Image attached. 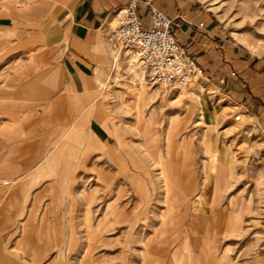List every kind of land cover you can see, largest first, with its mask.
I'll return each mask as SVG.
<instances>
[{"label": "rangeland", "instance_id": "rangeland-1", "mask_svg": "<svg viewBox=\"0 0 264 264\" xmlns=\"http://www.w3.org/2000/svg\"><path fill=\"white\" fill-rule=\"evenodd\" d=\"M68 1L0 0V24L9 25L0 27V105L12 102L14 95L8 93L25 81V103H40L46 115L42 126L25 134V141L38 137L45 141L39 143V150L25 151V174H0V178L8 180L0 186V264H79L89 239L95 247L90 264H264L262 120L248 104L233 100L204 74L197 75L189 86L176 89L151 84L144 72L139 76L140 70L126 66L121 51L107 36L109 49L119 52L124 66L111 61L96 66L83 92L90 94L88 102L75 101L83 93L65 95L61 91L53 90L51 94L37 90L41 79L35 76L47 72L55 75L61 64L57 44L44 39L40 30L53 23L57 8ZM198 3L221 22L229 38L247 55L264 61V0ZM14 26H24L28 36L12 40L9 30ZM22 72L25 80L21 79ZM139 89L146 96L137 108ZM75 129L81 131L78 140L72 138ZM91 131L107 144L95 139L99 145L94 143L91 158L77 166L78 157L88 147L87 137L91 140ZM169 131L173 132L170 143ZM205 134H209L206 138L216 135L219 139H204ZM184 138L190 141V153L183 148ZM1 141L0 138L3 148ZM218 141L223 160L211 172L204 163L218 151ZM79 142L77 150L74 143ZM159 152L172 163L169 173L179 181L171 190V216L156 163ZM4 154L0 149V166L13 160ZM132 157L147 174L133 177L128 171L123 173L118 167L119 158L127 162L129 170L139 171ZM186 158L190 166L184 169ZM186 168H192L195 175L196 189L192 192L183 185ZM70 174L75 178L69 186ZM146 176L153 180L152 192L146 185ZM201 184V208L194 209ZM120 185L126 191L116 201L121 207L125 205L120 209L125 213L117 221L119 208L108 203L118 198ZM144 201L147 206H143ZM214 202L215 211L210 209ZM196 211L203 219L197 220L193 228L189 220ZM103 213L106 221L110 220V230L105 233ZM233 214L236 219L230 217ZM135 217L139 220L130 228ZM41 220H45L46 237L37 247ZM25 221L30 223L27 237ZM152 233L158 241L150 238ZM150 241L158 243L148 259L142 253L144 244ZM37 248L41 249L39 257L33 254Z\"/></svg>", "mask_w": 264, "mask_h": 264}, {"label": "crops", "instance_id": "crops-1", "mask_svg": "<svg viewBox=\"0 0 264 264\" xmlns=\"http://www.w3.org/2000/svg\"><path fill=\"white\" fill-rule=\"evenodd\" d=\"M127 1L129 0H70L57 8L55 12L56 19L53 23L41 29L40 33L43 34L44 39L54 41L57 44L61 56L60 69L55 75L51 72H47L46 74L38 72V75L44 74V76H35V78L41 79V81H38L39 87H37V90H42L43 92H52L53 90L61 91L65 95L83 93L86 88V79L91 75L93 76V71L96 66L111 61L114 65L123 67L124 64L119 52L113 51V47L109 49L106 43V28L112 13ZM139 1L140 11L144 18L148 20V11L144 6L143 0ZM153 2L159 9L172 18L173 29L177 40L194 56L201 69V75L204 74L212 84L217 85L226 95L236 102L245 106L248 104L249 108L259 116L264 124V61L257 59L253 54L247 55L245 50L237 42L229 38L221 22L207 8L201 6L198 0H153ZM8 26V24H0V27ZM9 31V37L12 40H22L28 36V30L24 26H14ZM22 74L21 79L25 80V72H22ZM45 79H48V81H44ZM8 94H13L14 98L12 102H6L0 105V138L2 139L1 145H3V148L1 146L0 149L6 153L4 156L13 160L6 166H0V174L24 175L25 151L39 150V143L45 142L44 139L43 141L40 140V137L32 142L29 139L25 141V134H29L30 130L34 132L35 127L42 126L45 122L46 115L42 113L40 103H25V81L21 82L18 87H15ZM51 94L54 93L52 92ZM90 97V94L85 92L77 96L75 101L81 104L88 102ZM64 110H67V108H64ZM101 115V117L104 116V114ZM73 131L72 138L78 140L81 132L80 129ZM114 131L119 135V128L115 125ZM88 133H90L91 140L87 137L86 143L88 147L78 157L80 159L78 160L77 166L85 165L91 158L94 143L99 141L107 144L105 141L97 139L92 131ZM206 135L209 134H205L204 139ZM210 136L206 139L215 141V138H218L216 135ZM204 139L203 141H205ZM31 143H37L38 145L31 146ZM218 143V158L223 160L224 152L220 141ZM96 145L99 144L97 143ZM74 146L79 150L81 144L80 142L74 143ZM78 154L79 152L76 155L78 156ZM0 157L2 156L0 155ZM27 157L30 158L31 155ZM15 158H20L21 161H14ZM117 162L119 163L118 167L123 170V173H127L128 171L136 176L147 174L144 168H141L140 165L138 166L139 161L134 157H132V163L139 168V171L129 170L127 162L122 160V158H119ZM74 178L75 174H70V180H68L69 186L72 185ZM144 179L150 192H152L153 189L150 182L153 180L148 176L144 177ZM120 191H122V195H120ZM125 191L123 185H120L118 187V198L108 203V206L111 205L119 208L117 221L124 215V210L121 213L120 209H123L125 205L123 204L121 207V203H118L116 200H119ZM145 202L147 201H144L143 205L147 206L148 203ZM199 213L196 211L191 216L189 220L190 227L194 228L196 224L198 225L197 220L203 219V216ZM237 213L239 212H236L235 215H238ZM235 215H230V217L235 218ZM149 219L151 221L154 220L151 216H149ZM137 220L139 218L136 219L135 217L130 228L134 226ZM171 220L172 217L169 218V221ZM53 221L55 223L58 222L56 217L53 218ZM109 221V219L106 221L103 213L102 229L104 233L110 230ZM158 222L160 223L161 221L159 220ZM44 223L45 220H41L38 229L40 236L37 247L43 245V239L46 237L43 234ZM157 227L158 225H156L154 230ZM29 228L30 223L25 221L26 237V231ZM104 233L102 235L103 240L105 239ZM153 233L150 238L154 237L158 241ZM41 239L43 242H41ZM156 243L150 241L144 244V252L142 254L146 253L148 259L151 258ZM93 248L95 247L92 244L88 254L89 259L87 257L86 264H90L91 262L90 256ZM203 251L208 255L206 247H204ZM40 253L41 249L37 248L33 254L39 257L41 255Z\"/></svg>", "mask_w": 264, "mask_h": 264}, {"label": "built area", "instance_id": "built-area-1", "mask_svg": "<svg viewBox=\"0 0 264 264\" xmlns=\"http://www.w3.org/2000/svg\"><path fill=\"white\" fill-rule=\"evenodd\" d=\"M139 0H129L117 8L106 28L108 40L121 51L126 66L145 73L151 84L176 89L189 86L199 68L194 56L176 38L173 20L153 0H143L146 20ZM8 180L0 178V186Z\"/></svg>", "mask_w": 264, "mask_h": 264}, {"label": "bare ground", "instance_id": "bare-ground-1", "mask_svg": "<svg viewBox=\"0 0 264 264\" xmlns=\"http://www.w3.org/2000/svg\"><path fill=\"white\" fill-rule=\"evenodd\" d=\"M137 74L139 76H143V73L141 71H138ZM202 74L200 70L197 71L196 75H195V78L194 80L196 79L197 75H200ZM193 80V81H194ZM192 81V82H193ZM183 87V86H181ZM185 87V86H184ZM179 88V87H178ZM203 88V86H202ZM140 91L138 92V97H137V102H136V107L139 108V103L140 101H142L145 96H146V93L139 89ZM203 91H205V88L202 89ZM202 108H203V105H202ZM141 115V112L138 111V116ZM143 119V118H142ZM149 122L151 121V119L149 118L148 119ZM144 124V123H143ZM176 135V134H175ZM173 139V132L169 131V133L167 134V141L168 143H170ZM182 145H183V148H185L186 150V153H190L191 151V144H190V141H187L185 138L184 140L182 141ZM219 161H222L220 158H218V151H215L214 153H212L211 157H210V161H208V163H204L205 166H208L209 170L211 172H214L215 169H216V163L219 162ZM156 163H157V166L159 168V173H160V180L161 182L163 183L162 186L164 187V198H165V201L168 202V206H169V216H171V210H173L172 208V199H171V190L173 188V184H176L177 182H179L178 180H174L173 179V175H171L169 172H170V168L173 166L171 162H168L161 154L160 152L158 153L157 155V160H156ZM184 166H190V163H189V160L186 158L184 160V164H183V168ZM185 169V168H184ZM187 169V168H186ZM188 170V169H187ZM185 171V170H183ZM103 171L100 170V174H102ZM185 174V173H183ZM187 175V176H186ZM184 176V175H183ZM185 182L183 183V185L186 187L185 189L186 190H190V192H192L193 190H195V182H194V178H195V175H194V172L192 170V168H189L188 170V174L186 173L185 174ZM133 177H136V175H133ZM138 177V176H137ZM140 179V178H138ZM182 179V180H183ZM141 180V179H140ZM175 181H177L175 183ZM141 183L143 184V180H141ZM151 183V182H150ZM154 184V183H153ZM155 185V184H154ZM152 186V189H153V185L151 184ZM203 190H204V184H201V186L199 187V190H198V193H197V197H196V200H195V203H194V209H199L201 208V199H202V193H203ZM212 191V190H211ZM140 195V194H139ZM195 198V197H194ZM92 199V198H91ZM216 202H214L213 204L210 205V209H212L213 211H215L214 209V206H215ZM144 206V205H143ZM124 208V207H123ZM145 210H143L142 212H144ZM90 213V212H89ZM139 215V214H138ZM137 215V216H138ZM214 215V214H213ZM171 218V217H170ZM99 222V221H98ZM102 222V221H101ZM100 223V222H99ZM101 225V224H100ZM107 225V224H106ZM106 227V226H105ZM88 229V228H87ZM94 231V230H93ZM89 237V236H87ZM91 245H92V241H90V239L88 240V244H87V247L85 248L84 250V253L82 255V258L79 260V264H86L87 262V257H88V254H89V251H90V248H91Z\"/></svg>", "mask_w": 264, "mask_h": 264}]
</instances>
